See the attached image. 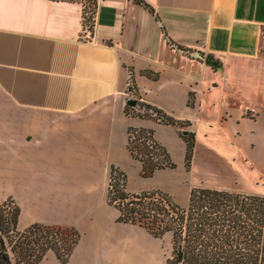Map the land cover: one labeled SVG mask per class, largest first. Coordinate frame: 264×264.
<instances>
[{
    "label": "crops",
    "instance_id": "0c3cea01",
    "mask_svg": "<svg viewBox=\"0 0 264 264\" xmlns=\"http://www.w3.org/2000/svg\"><path fill=\"white\" fill-rule=\"evenodd\" d=\"M143 1L98 0L90 35L81 2L0 0V203L21 232L74 228L70 264H167L168 235L119 220L113 168L128 193L180 206L194 188L264 197V0ZM130 100L185 127L129 114ZM130 128L175 167L143 176ZM38 264L62 262L49 250Z\"/></svg>",
    "mask_w": 264,
    "mask_h": 264
},
{
    "label": "trees",
    "instance_id": "16d2710c",
    "mask_svg": "<svg viewBox=\"0 0 264 264\" xmlns=\"http://www.w3.org/2000/svg\"><path fill=\"white\" fill-rule=\"evenodd\" d=\"M97 2L88 0V4L82 3L84 27L90 35L94 30ZM262 34L264 45V29ZM209 61L218 67V62L212 57ZM138 105L147 113L135 112L130 106L127 112L185 127L160 109L140 102ZM147 132L146 129L130 128L128 147L132 156L142 163L143 176L151 177L156 171L174 168L175 165L167 149L158 142L162 150L159 155L163 160L154 162L151 159L146 143L140 141ZM136 133L139 135L135 137ZM183 138L187 143L186 166L190 168L195 136L190 132ZM115 171L119 169L113 168L111 174ZM120 174L125 177L124 184L117 183L110 189L109 202L120 210L121 222L138 224L157 238L171 235L172 252L167 264H264V197L194 188L188 204L180 206L162 191L128 193L127 177L123 172ZM6 203H0V264H38L49 250L55 251L62 264H70V256L80 239L75 229L71 239L65 236L67 229L49 225L35 224L21 232L17 229L19 209L13 205L12 211L6 213ZM52 227L57 231H50ZM15 236H19L20 242L11 246L12 256L7 243L12 244ZM33 236L38 238V249L29 247Z\"/></svg>",
    "mask_w": 264,
    "mask_h": 264
},
{
    "label": "built area",
    "instance_id": "2783aa9c",
    "mask_svg": "<svg viewBox=\"0 0 264 264\" xmlns=\"http://www.w3.org/2000/svg\"><path fill=\"white\" fill-rule=\"evenodd\" d=\"M264 46V45H263ZM131 94H133V89H132V85L130 86V92ZM132 98V97H131ZM135 112H138V113H147L145 109H140V108H133ZM154 117L156 116L155 114H153ZM137 129H144V128H137ZM148 132L146 135L144 136H140L141 139L140 141L143 142V143H146L149 151H150V157L151 159H153L154 162H159V161H162L163 160V156H160L159 153H161V146L158 144L159 142L156 140L154 134L150 133L149 131L151 130H148L146 129ZM139 134L136 133L134 136H138ZM158 142V143H157ZM122 173L121 170L119 171H115L113 174H111V178H110V189L117 183H120L122 186L124 184V181H125V177L124 175L120 174ZM120 176V177H118ZM118 177V178H117Z\"/></svg>",
    "mask_w": 264,
    "mask_h": 264
},
{
    "label": "rangeland",
    "instance_id": "374dc122",
    "mask_svg": "<svg viewBox=\"0 0 264 264\" xmlns=\"http://www.w3.org/2000/svg\"><path fill=\"white\" fill-rule=\"evenodd\" d=\"M79 1H81V3H83V4H84V3H85V4H88V0H79ZM5 205H6V206L4 207V211H5L6 213L9 212L10 210L12 211V208L14 207L12 203L7 202ZM58 227L62 228V229L65 230V231H66V229H67V233H66L65 236H66V237L68 236L67 239H71V238H72V233H73L72 230H74V228H72V227H64V226H56V227H54V228H58ZM54 230L57 231L56 229H53V227H52V229H51L50 231H54ZM168 237H169V240H168V238H167V241L165 242V245H166V249H167V251H168V253H169V256H171V252H172L171 235H168ZM37 239H38V238H37ZM37 239H36L35 236H33L29 247H32V248L38 249V248H39V244H38L39 242H37V241H38ZM67 241H69V240H67ZM19 242H20V240H19V236H15V237H14L12 244H9V242H8V243H7V245H8V252L11 253V249H12L11 246H14V245H16V244L19 243ZM60 244H61V243H59V245H60ZM11 255L13 256L12 253H11ZM24 264H26V262H25Z\"/></svg>",
    "mask_w": 264,
    "mask_h": 264
},
{
    "label": "water",
    "instance_id": "95a60500",
    "mask_svg": "<svg viewBox=\"0 0 264 264\" xmlns=\"http://www.w3.org/2000/svg\"><path fill=\"white\" fill-rule=\"evenodd\" d=\"M128 105H129L130 107H132V108H137V109L140 108L139 105H138V102H137V101L130 100V101L128 102ZM184 134L186 135L187 132H185Z\"/></svg>",
    "mask_w": 264,
    "mask_h": 264
}]
</instances>
